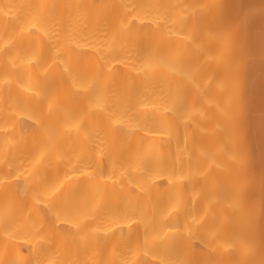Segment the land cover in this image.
Segmentation results:
<instances>
[{
	"label": "bare ground",
	"instance_id": "6f19581e",
	"mask_svg": "<svg viewBox=\"0 0 264 264\" xmlns=\"http://www.w3.org/2000/svg\"><path fill=\"white\" fill-rule=\"evenodd\" d=\"M0 264H264V0H0Z\"/></svg>",
	"mask_w": 264,
	"mask_h": 264
}]
</instances>
